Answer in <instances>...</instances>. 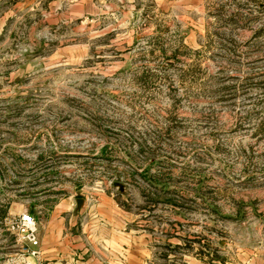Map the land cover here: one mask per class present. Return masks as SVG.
I'll list each match as a JSON object with an SVG mask.
<instances>
[{
    "label": "rangeland",
    "instance_id": "obj_1",
    "mask_svg": "<svg viewBox=\"0 0 264 264\" xmlns=\"http://www.w3.org/2000/svg\"><path fill=\"white\" fill-rule=\"evenodd\" d=\"M29 1L0 0V229L81 197L195 251L263 245L264 0H158L132 30Z\"/></svg>",
    "mask_w": 264,
    "mask_h": 264
},
{
    "label": "crops",
    "instance_id": "obj_2",
    "mask_svg": "<svg viewBox=\"0 0 264 264\" xmlns=\"http://www.w3.org/2000/svg\"><path fill=\"white\" fill-rule=\"evenodd\" d=\"M61 1L30 0L29 4L37 13L58 16L63 22L89 10L100 13L98 6L104 5L116 18L113 28L124 25L130 30L135 16L147 14L148 3L154 4L153 9L159 4L158 0H75L62 8ZM82 201L79 206L54 203L41 212L37 220L39 253L35 258L39 264H176V254L182 264H264V244L237 247L234 243V248L226 250L229 244L219 240V249L203 250L201 245L195 251L196 246H184L183 241L193 234L177 226L178 218L163 224L152 219L149 228L138 213L111 201ZM14 241L9 231L0 229V264H7L2 256L11 255ZM3 246L7 249L2 253Z\"/></svg>",
    "mask_w": 264,
    "mask_h": 264
},
{
    "label": "built area",
    "instance_id": "obj_3",
    "mask_svg": "<svg viewBox=\"0 0 264 264\" xmlns=\"http://www.w3.org/2000/svg\"><path fill=\"white\" fill-rule=\"evenodd\" d=\"M6 228L19 242V250L11 257L16 264H39L36 257L39 253L37 223L34 215L26 210L7 215L4 218Z\"/></svg>",
    "mask_w": 264,
    "mask_h": 264
},
{
    "label": "water",
    "instance_id": "obj_4",
    "mask_svg": "<svg viewBox=\"0 0 264 264\" xmlns=\"http://www.w3.org/2000/svg\"><path fill=\"white\" fill-rule=\"evenodd\" d=\"M116 184H117V186H121L120 183H118V182H116ZM81 201H82V198L81 197H76L75 198V205L76 206H79L80 203H81Z\"/></svg>",
    "mask_w": 264,
    "mask_h": 264
}]
</instances>
